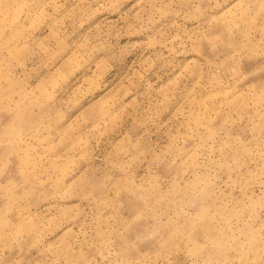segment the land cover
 <instances>
[{
  "label": "rangeland",
  "instance_id": "1",
  "mask_svg": "<svg viewBox=\"0 0 264 264\" xmlns=\"http://www.w3.org/2000/svg\"><path fill=\"white\" fill-rule=\"evenodd\" d=\"M0 264H264V0H0Z\"/></svg>",
  "mask_w": 264,
  "mask_h": 264
}]
</instances>
